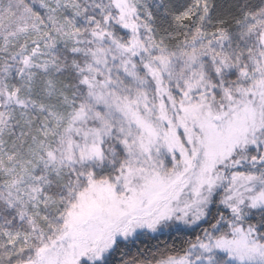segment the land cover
I'll list each match as a JSON object with an SVG mask.
<instances>
[{"label":"rangeland","instance_id":"374dc122","mask_svg":"<svg viewBox=\"0 0 264 264\" xmlns=\"http://www.w3.org/2000/svg\"><path fill=\"white\" fill-rule=\"evenodd\" d=\"M112 1L123 35L96 34L85 78L92 105L72 118L59 157L67 164L99 162L105 142L116 140L126 161L117 176L91 181L77 194L61 227L22 264L101 262L142 233L196 226L214 203L228 215L217 218L206 240L157 264H219L221 256L222 264H264V242L251 238L247 222L250 210L264 209V60L254 72L242 69L230 90L219 79L214 93L194 45L184 55L186 81L175 97L173 58L149 43L140 0ZM259 44L264 52V32ZM113 71L141 91L111 90ZM233 168L243 170L230 174ZM29 238L10 236L21 247Z\"/></svg>","mask_w":264,"mask_h":264},{"label":"trees","instance_id":"16d2710c","mask_svg":"<svg viewBox=\"0 0 264 264\" xmlns=\"http://www.w3.org/2000/svg\"><path fill=\"white\" fill-rule=\"evenodd\" d=\"M138 10L149 43L173 58L169 92L175 97L186 81L184 55L194 45L201 49L199 71L214 93L219 79L230 90L242 69L254 72L264 60V0H140ZM107 29L123 35L112 0H0V264H22L25 254L61 227L77 194L91 181L117 176L126 161L116 140L105 142L99 162L67 164L59 157L72 118L92 105L85 78L96 34ZM113 75L111 90L141 91ZM227 212L214 203L196 226L142 233L93 264H157L185 256ZM247 217L251 238L263 243L264 209L250 210ZM12 235L29 236V246L13 244Z\"/></svg>","mask_w":264,"mask_h":264}]
</instances>
